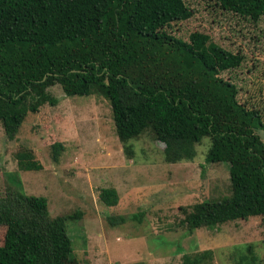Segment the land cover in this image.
I'll list each match as a JSON object with an SVG mask.
<instances>
[{
    "label": "trees",
    "instance_id": "1",
    "mask_svg": "<svg viewBox=\"0 0 264 264\" xmlns=\"http://www.w3.org/2000/svg\"><path fill=\"white\" fill-rule=\"evenodd\" d=\"M214 1L252 20L264 15V0ZM192 14L185 0H0V121L8 138L18 136L30 98L44 117L36 125L52 127L45 107L59 99L51 86L69 96L102 94L129 149L149 132L165 144L166 162L190 161L209 137L207 162L229 163L231 194L184 208L189 229L264 218V138L257 132L264 121L238 99L236 83L220 76L244 55L201 31L189 40L168 31ZM50 146L58 160L64 144ZM16 157L20 169L43 168L28 146ZM100 199L116 205L118 190L104 187ZM80 216H52L46 196L8 187L0 195V264H80L67 224ZM247 250L239 264H257L252 244ZM213 259L212 249L183 255L184 264Z\"/></svg>",
    "mask_w": 264,
    "mask_h": 264
},
{
    "label": "rangeland",
    "instance_id": "2",
    "mask_svg": "<svg viewBox=\"0 0 264 264\" xmlns=\"http://www.w3.org/2000/svg\"><path fill=\"white\" fill-rule=\"evenodd\" d=\"M185 1L192 16L172 22L168 31L185 40L201 31L225 49L241 52V65L220 76L236 83L238 99L259 109L264 121V15L252 20L214 0ZM49 89L59 99L45 107L51 128L36 125L44 117L33 112L31 98L16 139L8 138L0 121V195L19 187L46 196L52 216L81 213L67 222L80 264H184L185 253L204 249L214 251L210 264H239L249 244L257 264H264L261 216L194 230L183 222L184 208L231 194L229 163L206 160L209 137L197 145L195 159L168 163L165 144L149 132L131 140L130 149L119 139L104 95L69 96L60 84ZM257 132L264 138V129ZM55 140L64 144L58 160L50 146ZM24 146L34 150L41 170L19 168L16 154ZM104 187L118 190V204L100 199Z\"/></svg>",
    "mask_w": 264,
    "mask_h": 264
}]
</instances>
